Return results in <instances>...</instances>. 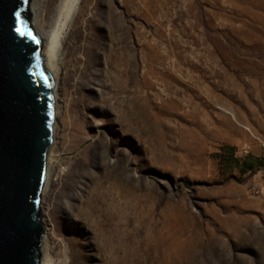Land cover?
I'll list each match as a JSON object with an SVG mask.
<instances>
[{"label": "rangeland", "instance_id": "374dc122", "mask_svg": "<svg viewBox=\"0 0 264 264\" xmlns=\"http://www.w3.org/2000/svg\"><path fill=\"white\" fill-rule=\"evenodd\" d=\"M52 80V264H264V0H78Z\"/></svg>", "mask_w": 264, "mask_h": 264}, {"label": "water", "instance_id": "95a60500", "mask_svg": "<svg viewBox=\"0 0 264 264\" xmlns=\"http://www.w3.org/2000/svg\"><path fill=\"white\" fill-rule=\"evenodd\" d=\"M27 2L0 0V264H39L43 233L39 214L52 141L53 80L42 66Z\"/></svg>", "mask_w": 264, "mask_h": 264}, {"label": "bare ground", "instance_id": "6f19581e", "mask_svg": "<svg viewBox=\"0 0 264 264\" xmlns=\"http://www.w3.org/2000/svg\"><path fill=\"white\" fill-rule=\"evenodd\" d=\"M77 3L78 0H57L54 9V15L51 18V21L48 24L43 25L40 23L44 19V15L41 10L42 8L41 0H28L27 2L26 11L29 14V21H28L29 26L31 30L40 39L41 47L39 49V54L41 57L42 66L50 74L51 78H53L54 75H56L57 61H58L60 47L62 45V41L67 26L70 24L72 20ZM77 21L78 19L75 17L73 26ZM69 49L71 52H73L75 49H77V46L76 45L71 46L69 47ZM54 89H55V82H53V86H52L53 99L55 103L56 98H55ZM55 113H56V107L54 108V115H56ZM53 128L54 127L52 124V132H53ZM49 160L50 158L49 156H47L46 172L41 189V195H43L44 188L48 184ZM47 241H48L47 228L43 225V233L40 239V243H41L40 251L43 253L44 257L41 258L39 264H52L50 258H48L47 256V252H48V248L46 247Z\"/></svg>", "mask_w": 264, "mask_h": 264}, {"label": "snow or ice", "instance_id": "6c2138e0", "mask_svg": "<svg viewBox=\"0 0 264 264\" xmlns=\"http://www.w3.org/2000/svg\"><path fill=\"white\" fill-rule=\"evenodd\" d=\"M17 16H19V13H17ZM16 31L20 34V35H25V33L23 31H21V29L19 27H17ZM28 36H31L32 33L31 32H28L27 33Z\"/></svg>", "mask_w": 264, "mask_h": 264}, {"label": "trees", "instance_id": "16d2710c", "mask_svg": "<svg viewBox=\"0 0 264 264\" xmlns=\"http://www.w3.org/2000/svg\"><path fill=\"white\" fill-rule=\"evenodd\" d=\"M251 165H250V163H248V162H243L242 163V165H241V167H240V170H245L246 168H249Z\"/></svg>", "mask_w": 264, "mask_h": 264}]
</instances>
